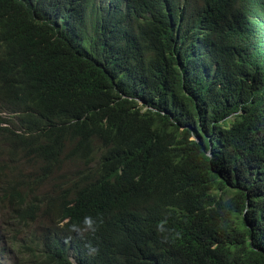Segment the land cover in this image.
Here are the masks:
<instances>
[{"label": "trees", "instance_id": "obj_1", "mask_svg": "<svg viewBox=\"0 0 264 264\" xmlns=\"http://www.w3.org/2000/svg\"><path fill=\"white\" fill-rule=\"evenodd\" d=\"M0 264H264V0H0Z\"/></svg>", "mask_w": 264, "mask_h": 264}, {"label": "rangeland", "instance_id": "obj_2", "mask_svg": "<svg viewBox=\"0 0 264 264\" xmlns=\"http://www.w3.org/2000/svg\"><path fill=\"white\" fill-rule=\"evenodd\" d=\"M4 115V117H7V118H12L9 114H3Z\"/></svg>", "mask_w": 264, "mask_h": 264}]
</instances>
